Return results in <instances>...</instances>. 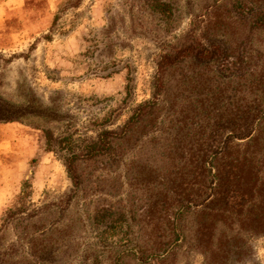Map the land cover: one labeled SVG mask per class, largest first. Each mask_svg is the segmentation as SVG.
<instances>
[{
	"label": "rangeland",
	"instance_id": "374dc122",
	"mask_svg": "<svg viewBox=\"0 0 264 264\" xmlns=\"http://www.w3.org/2000/svg\"><path fill=\"white\" fill-rule=\"evenodd\" d=\"M263 108L264 0H0V264H264L221 151Z\"/></svg>",
	"mask_w": 264,
	"mask_h": 264
},
{
	"label": "trees",
	"instance_id": "16d2710c",
	"mask_svg": "<svg viewBox=\"0 0 264 264\" xmlns=\"http://www.w3.org/2000/svg\"><path fill=\"white\" fill-rule=\"evenodd\" d=\"M75 3L77 2H73L71 5L74 6ZM163 5H165V3L162 4V6ZM171 62L172 60L170 54L162 55L161 61L158 64L159 70H162V66H165L167 63ZM157 80L159 79L157 78ZM158 85L159 83L155 82L153 87L156 88ZM151 103V101H147L142 105ZM142 105H139V108H142ZM12 118L13 116H10L9 114H0V121H11ZM130 120H133V118ZM262 122H264V108L254 113L251 121L245 123L243 128L227 135L221 150L223 156H231L229 160L231 167L229 173L227 172L226 177L227 190L228 185L231 187L230 191H239L242 194H247L248 192L258 193L264 189V139L261 137ZM128 124L129 122L127 121L123 127V130ZM112 133V130L102 131L99 134L98 145L85 152L83 156L90 158L96 154L105 152L106 149L110 147L108 137ZM255 155H257V158H255ZM79 157V155H73L72 157L66 158L64 162L66 172L75 186L78 185V178L75 175L74 161ZM206 163L207 162L204 160L200 161L202 169H205ZM210 163L211 162H209V164ZM206 170L208 172L210 171L207 167ZM225 176L223 177V181ZM203 201H205V199ZM255 217L256 221L253 225V232L255 234L264 235V204H260L257 207Z\"/></svg>",
	"mask_w": 264,
	"mask_h": 264
}]
</instances>
